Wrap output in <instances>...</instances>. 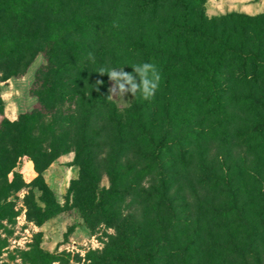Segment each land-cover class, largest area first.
Returning <instances> with one entry per match:
<instances>
[{"label":"rangeland","instance_id":"obj_1","mask_svg":"<svg viewBox=\"0 0 264 264\" xmlns=\"http://www.w3.org/2000/svg\"><path fill=\"white\" fill-rule=\"evenodd\" d=\"M180 1L99 4L88 16L111 13L119 37L69 36L85 68L61 57L66 92L45 107L43 44L61 15L0 6V264H264V0ZM231 14L254 23L225 22ZM179 25L234 34L246 55L216 62L225 132L213 134L201 95L183 93L177 61L212 48L175 38ZM144 63L160 76L155 95H121L132 84L120 74L136 83Z\"/></svg>","mask_w":264,"mask_h":264},{"label":"trees","instance_id":"obj_2","mask_svg":"<svg viewBox=\"0 0 264 264\" xmlns=\"http://www.w3.org/2000/svg\"><path fill=\"white\" fill-rule=\"evenodd\" d=\"M106 0H0V6L5 8L9 13L19 12L23 14L18 6L24 7L31 3H39L45 5L47 9L53 12L56 16L61 15L55 20L56 25L60 24L62 27L51 26L47 30L48 39L43 44V54L46 59V63L39 69L40 73L51 71L49 81L42 89L39 100L42 102V106L45 107V102L48 99H57V97L64 96L66 87L61 82V79L57 77L59 73V62L58 60L62 57L63 59H71L83 71L85 68V61L83 58L84 45L80 39H70L69 36L81 34V36H87L94 28L103 29L104 32L114 30L116 38L119 37L118 32L120 27L114 23V17L106 15L105 18L95 17L88 14L96 12L97 6ZM181 5L180 0H176L171 6V10H177ZM19 8V9H18ZM145 9L147 7H144ZM85 14V15H82ZM225 22L234 23H254V18L242 15V14H231L224 17ZM174 30L175 38L184 40L187 44L191 42H204L210 48V50L199 51L195 56L196 61L187 56L177 61L181 65L179 78L185 83V90L183 93L187 94L188 90L195 92L196 96L203 98V106L206 108L212 107V111L208 114H214V117L219 121L216 125V130L213 134L225 132L228 125V118L225 114V106L223 101L219 97V87L215 81L217 76L216 62L228 54H231L234 58L240 59L245 57L240 52L241 47L237 45H229L231 38L234 34H220L216 36V31H209L208 28H197L189 25H179ZM116 43V42H115ZM114 45V44H113ZM117 45V43H116ZM115 45V47H116ZM107 51V50H106ZM116 49L108 54L116 55ZM212 61V67L208 70V63ZM53 70V71H52ZM185 94V95H186ZM205 96V97H203ZM210 102V103H209ZM25 127L20 128L19 132L21 136L29 142V131L32 126V117L30 114H26ZM29 145H25L24 148L27 150ZM115 178V177H114Z\"/></svg>","mask_w":264,"mask_h":264},{"label":"clouds","instance_id":"obj_3","mask_svg":"<svg viewBox=\"0 0 264 264\" xmlns=\"http://www.w3.org/2000/svg\"><path fill=\"white\" fill-rule=\"evenodd\" d=\"M155 66L149 63H144L142 66L140 65H134V70L139 74L140 79L136 83H132L133 77L126 73H121V78L128 81L132 84V87L130 90L125 89V86L123 83L119 84L118 87L120 89L121 95L125 93L126 91H131L132 96H136L138 93L141 95V97L144 100H150L156 93L158 87H159V81L160 76H157L155 78L151 77L150 71ZM101 74H103V70L101 69ZM109 79L114 80L117 79V73L112 71L109 73ZM98 84L103 83L102 81H98ZM109 99H112L111 89L109 90Z\"/></svg>","mask_w":264,"mask_h":264}]
</instances>
